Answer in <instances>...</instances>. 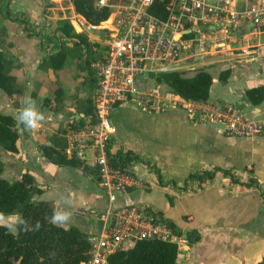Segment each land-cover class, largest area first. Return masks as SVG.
Masks as SVG:
<instances>
[{"label": "crops", "instance_id": "0c3cea01", "mask_svg": "<svg viewBox=\"0 0 264 264\" xmlns=\"http://www.w3.org/2000/svg\"><path fill=\"white\" fill-rule=\"evenodd\" d=\"M50 8L54 12L52 28L49 31L36 28L33 23L41 24L45 17H51ZM63 8L68 9V17ZM9 12L24 15L27 26L40 33L48 34L58 20L69 18L74 31L85 33L89 40L99 41L102 36L101 31L88 29L89 23L73 10L70 0H10ZM2 21L6 38L4 43L0 42V49L12 63L9 74L22 90L8 95L0 89V112L15 118L25 92L30 91L47 117L36 130L26 129L16 121L17 150L8 151L0 145L3 178L10 181L31 172L42 190L32 198L50 201L55 207L62 206V197L70 195L74 201L70 209L73 217L64 227L75 226L87 234L99 229L98 213L108 207L148 206L161 211L179 228L198 231L199 239L193 242L188 241L184 231L180 235L175 232L178 264H264V199L260 195L264 191V131L251 137L226 135L223 123L200 121L197 111L187 110V103L191 102L173 97L169 87L153 77L160 72H151L137 85L141 91L158 87L160 103L145 95L139 101L130 98L121 102L111 111L115 132L109 151L130 150L137 159L127 166L131 182L126 193L110 203L95 175L81 167L54 164L40 150L41 145H50L51 136L57 135L66 141L63 152L77 157L82 136L94 124L87 123L83 106L85 98L91 97L92 101L95 71L88 74L85 57L79 59L74 50L66 55L61 68L40 67L50 47L47 44L41 47L39 37L29 36L23 23L8 18ZM244 30L237 31L246 32L244 39L239 35L226 39L218 34L215 41H219V47L215 51L234 52L226 68L219 66V73L229 69L228 77L221 80L219 73L212 76L208 100L191 104L205 108L231 105L243 115L264 122V101L252 105L244 93L246 88L264 83V26L258 23L255 28ZM234 40L238 44L231 47L229 42ZM72 56L81 64L75 72L71 67ZM205 57L199 55L193 60ZM173 70L181 71L170 64L165 71ZM28 84L30 89L26 88ZM79 118L84 124L76 128ZM84 162L93 164L88 159ZM214 167L230 170L240 181L252 178L255 182L248 188L231 182L228 175L218 171L199 190H192L198 186L196 181H188V189L180 188L190 171ZM171 180L174 184L168 182ZM166 195L172 198V205Z\"/></svg>", "mask_w": 264, "mask_h": 264}, {"label": "built area", "instance_id": "2783aa9c", "mask_svg": "<svg viewBox=\"0 0 264 264\" xmlns=\"http://www.w3.org/2000/svg\"><path fill=\"white\" fill-rule=\"evenodd\" d=\"M96 7H108L111 12L100 23L88 24L89 30L101 31L99 41L106 49L103 58L92 64L97 79L92 94L95 123L82 136L76 156L98 167L99 183L113 203L126 193L131 180L108 162L107 149L115 132L112 108L130 98L142 100L145 95L160 103L158 87L141 91L137 83L151 72H165L169 64L204 56L206 38L218 48V31L226 39L231 35L244 39L246 32L238 30L247 27L249 31L258 23L264 26V0H96ZM191 103H187L188 112L197 111L200 121L223 123L228 136L251 137L264 131V122L231 105L205 108ZM150 104L153 108L154 103ZM98 217L99 229L87 233L89 258L80 264H110V254L136 240L178 239L167 221L136 205L108 207ZM125 243L130 245L125 247Z\"/></svg>", "mask_w": 264, "mask_h": 264}, {"label": "trees", "instance_id": "16d2710c", "mask_svg": "<svg viewBox=\"0 0 264 264\" xmlns=\"http://www.w3.org/2000/svg\"><path fill=\"white\" fill-rule=\"evenodd\" d=\"M95 1L70 0L73 10L85 19L86 24H98L107 19L111 12L108 7H96ZM2 2L3 0H0V6ZM2 14L5 18L23 23L29 36L39 37L41 47L43 44L50 47V51L43 57L40 67L57 70L64 64L66 55L74 50L79 54V59L82 55L85 57L83 61L88 74H94L91 63L103 58L106 46L100 41L89 40L83 32H75L68 19L58 20L56 26L48 34H45L32 30L30 26H27L24 15L12 14L7 7L2 10ZM5 35V30L1 31L0 40ZM11 65L10 60H7L0 49V89L8 95L18 94L22 90L16 78L9 74ZM228 74L229 69L222 70L219 73V79L226 80ZM153 77L157 82L167 85L170 94L177 99L202 103L208 100L212 75L204 69L195 71L191 76L173 70L157 73ZM96 82V76L93 75L92 83ZM57 91L59 92V90ZM244 93L252 105H257L264 101V83L246 88ZM83 111L88 119L87 123H95L91 97L85 98ZM83 124V119L79 118L76 121V128ZM15 125V118L0 112V145L13 152L17 150L16 140L18 138ZM50 142V145L40 146V150L47 160L57 165L81 167L85 172L95 175L99 181L96 165L88 164L63 152L66 147L64 138L53 135L50 137ZM109 147L110 144L107 149L109 164L118 172L130 175L127 166L137 157L130 150L111 153ZM218 171L228 175L231 182L248 188L252 187L255 182L252 178L240 181L230 170L214 167L190 171L180 188L188 189V181H196L198 186L192 190H199ZM1 172L0 164V211L18 212L31 227L18 228L15 233H9L5 228L0 227V264H80L86 261L89 258L90 246L87 234L75 226H54L48 223V218L55 206L50 201L32 198L34 194L42 192L35 183L34 175L27 171L18 178L8 181L1 176ZM168 182L173 183L172 180ZM256 187L258 186L256 185ZM260 195L264 199V191H261ZM166 198L172 205V198L169 195H166ZM145 209L153 217L167 221L177 234L180 235L184 231L188 241L193 242L199 239V233L195 228L183 230L175 221L165 217L161 211L148 206ZM37 222L40 225L39 229L34 227ZM177 255L178 245L174 241L158 238L140 239L134 241L130 247L110 254L108 262L110 264H178Z\"/></svg>", "mask_w": 264, "mask_h": 264}, {"label": "clouds", "instance_id": "9594fccd", "mask_svg": "<svg viewBox=\"0 0 264 264\" xmlns=\"http://www.w3.org/2000/svg\"><path fill=\"white\" fill-rule=\"evenodd\" d=\"M27 89L31 88V85H26ZM17 123L23 125L26 129L36 130L47 119L46 114L42 112L38 106L36 100L30 94V91H26L21 101V106L17 109V115L15 117ZM74 207V201L71 196L62 197V206L54 207L48 223L54 226H64L72 221L73 213L70 210ZM0 227L5 228L9 233H15L18 228L27 229L31 227L28 222L18 213L11 212L5 213L0 211ZM39 229V222L34 226Z\"/></svg>", "mask_w": 264, "mask_h": 264}, {"label": "rangeland", "instance_id": "374dc122", "mask_svg": "<svg viewBox=\"0 0 264 264\" xmlns=\"http://www.w3.org/2000/svg\"><path fill=\"white\" fill-rule=\"evenodd\" d=\"M9 4H10V0H3V2L1 3V6H0V8H1V10H0V32L3 31V30H5V24H4V21H2V20L3 19H7V18H5L3 16L2 10L5 7H7V9H8L9 8ZM63 7H64V5H63ZM63 9L65 11V17H68V15L70 14V13H67V10L68 9L67 10L65 8H63ZM49 11H50L49 14L51 16L50 18L45 17V21H43L41 24H38V23L35 24V23H33V25H35L36 28L42 29L44 31H49L52 28L51 23L54 21L53 20L54 19L53 18V16H54L53 8L52 9L50 8ZM67 19L69 20V18H67ZM49 21H51V22H49ZM47 26H49L48 29H46ZM218 34L220 36L219 31H218ZM5 38H6V35H5ZM5 38H3L2 40H0V42L1 43H4L3 41L5 40ZM205 42L207 43V47H208V49H206V54H205L206 57H205V59L203 58V59H200V60H193V59H191V60H185V61L180 62V63L170 64V66L177 67L186 76L193 75L195 73V71H197L199 69H204L207 72H209L212 76H217V74L220 71V68H219L220 64L225 65L224 68H226L227 67L226 65H228L227 64L228 63L227 61L231 60L229 58H231L233 56L232 53H234V52H232V51H224V50H216L215 51L216 48H213V47L210 46L211 45L209 43L210 40H208L206 38L205 39ZM237 44H238V42L236 40H234L232 42H229V45L231 47H235V46H237ZM221 48H223V47H221ZM215 53H217V54H215ZM71 58H72V60H71V67H72L73 72H75V70H77V68L80 69L81 64H79L77 62V59H76L75 56H72ZM219 61H222V62L220 63ZM94 62H96V61H94ZM233 62L236 63V60L233 61ZM190 66H192L194 68L192 71H189V70H186L185 69L186 67H190ZM12 180H14V179H10V181H12ZM157 194L158 193H155V195L157 197H159V195H157ZM129 245H130V243H125V247H127Z\"/></svg>", "mask_w": 264, "mask_h": 264}]
</instances>
